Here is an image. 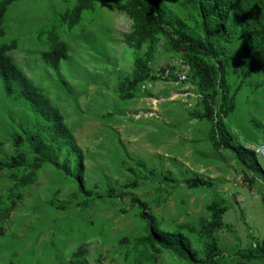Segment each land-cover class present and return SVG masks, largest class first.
I'll return each instance as SVG.
<instances>
[{"label": "rangeland", "instance_id": "1", "mask_svg": "<svg viewBox=\"0 0 264 264\" xmlns=\"http://www.w3.org/2000/svg\"><path fill=\"white\" fill-rule=\"evenodd\" d=\"M161 1L173 22L200 36L195 13L178 0ZM75 3L18 0L0 25V46L10 47L12 62L62 115L84 155L86 188L104 194L111 186L121 197L85 204L71 178L44 164L32 185L12 192L17 195L14 205L0 211V264H133L129 241L142 235L143 227L142 209L131 204L133 198L145 204L143 212L153 215L162 230L186 235L199 258L205 246L199 221L209 219L210 204L227 208L221 219L226 227L214 233L224 252L221 264H264V258L239 257L255 243L264 252V183L228 150L210 146L211 125L200 117L206 92L193 76L185 50H173L166 37L158 36L152 54L148 42L134 52L125 41L132 22L122 11L124 0L96 1L68 29L62 17ZM49 32L66 45L68 58L57 68L41 58ZM241 48L237 38L234 63ZM146 54L149 78L135 87L131 99H123L120 84L131 78L135 58ZM186 68L192 80L178 83L176 72ZM227 83L230 93L238 89L235 109L224 117L234 142L250 150L264 144V66L243 81L231 74ZM214 85L221 90L216 78ZM34 121L30 105L7 96L0 82V159L22 152L32 161L27 143L16 145L13 136L20 134L17 125L32 130ZM164 171L171 172L172 183L160 180ZM21 173H0V208L7 209L9 189ZM80 249L82 256L77 255ZM145 264L185 263L160 251Z\"/></svg>", "mask_w": 264, "mask_h": 264}, {"label": "trees", "instance_id": "2", "mask_svg": "<svg viewBox=\"0 0 264 264\" xmlns=\"http://www.w3.org/2000/svg\"><path fill=\"white\" fill-rule=\"evenodd\" d=\"M17 1L0 0V25L8 8ZM96 1L98 0H76L73 8L62 17L68 29L79 23L84 11H92ZM178 1L181 6L197 15L199 37H194L185 31L179 22H173L170 12L161 0H124L122 11L132 22L131 32L126 36L125 41L134 52H139L143 44L148 42L149 53L152 54L157 37L164 36L173 50H185L193 76L206 92L201 100L203 113L200 117L211 125L208 139L210 146L214 150H228L248 172L264 183V171L254 152L235 143L233 135L224 123V117L229 116L235 109L234 97L238 92L236 88L230 93L227 77L236 74L243 81L258 73L264 66V0ZM168 27L170 31L167 30ZM237 38L241 40L242 48L238 55L239 62L234 63L233 43ZM46 42L48 47L41 54V58L44 63L57 68L61 60L68 58L66 45L55 32L46 35ZM9 51L10 47L0 46L2 88L7 96H14L27 102L35 117L32 130L17 125L20 134H15L13 140L16 145L27 143L33 158L28 162L25 154L18 152L14 156L0 159V173L22 172L14 179L9 189L7 209L3 207L0 211L5 213L14 205L17 195L14 196L12 192H19L32 185L36 173L44 164L71 178L78 194L85 199V204L94 199L120 198L121 195L116 194L111 186L104 194L93 193L86 188L82 150L66 128L62 115L12 62L8 56ZM149 62L147 54L135 58L131 78L125 79L119 87L123 99H131L135 87L149 78ZM192 73L190 74L189 71L188 82L192 80ZM215 78L218 79L220 91L214 85ZM262 139L264 141V131ZM62 147L66 148L65 156L60 160ZM159 178L164 183L174 181L169 171L160 173ZM186 182L190 184L189 181ZM135 185L132 183L129 187L134 188ZM261 203L264 208L263 197ZM131 204L142 209L139 216L143 223L142 235L129 241L134 252L133 264L150 263L160 251L172 253L185 264H221L224 252L217 245L214 233L226 227L221 219L227 208L210 204L209 219L199 221L198 233L203 234L205 238L203 256L199 258L198 251L181 231L162 230L153 215L143 212L144 203L133 198ZM83 254L84 250L80 249L77 255ZM239 257L251 261L264 258V252L258 243H255L254 247L249 245L241 250Z\"/></svg>", "mask_w": 264, "mask_h": 264}, {"label": "built area", "instance_id": "3", "mask_svg": "<svg viewBox=\"0 0 264 264\" xmlns=\"http://www.w3.org/2000/svg\"><path fill=\"white\" fill-rule=\"evenodd\" d=\"M188 74H189L188 68H186L184 70L182 69L181 71L176 72L175 80L178 83H188ZM169 76H170L169 72L166 71L165 75H164V78L165 79H169ZM251 151L254 152V154L257 157L259 163H262L264 165V144H262V143L257 144L256 146L251 148Z\"/></svg>", "mask_w": 264, "mask_h": 264}]
</instances>
